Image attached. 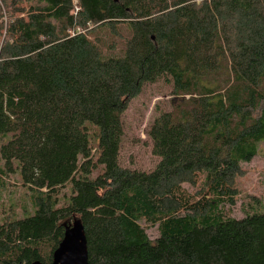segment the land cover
Segmentation results:
<instances>
[{
	"label": "trees",
	"instance_id": "1",
	"mask_svg": "<svg viewBox=\"0 0 264 264\" xmlns=\"http://www.w3.org/2000/svg\"><path fill=\"white\" fill-rule=\"evenodd\" d=\"M76 1L0 4V203L10 176L31 195L0 209V264H51L74 220L88 264H264V214L224 211L264 142V0ZM161 80L180 101L149 126L157 163L127 169L123 114Z\"/></svg>",
	"mask_w": 264,
	"mask_h": 264
},
{
	"label": "rangeland",
	"instance_id": "2",
	"mask_svg": "<svg viewBox=\"0 0 264 264\" xmlns=\"http://www.w3.org/2000/svg\"><path fill=\"white\" fill-rule=\"evenodd\" d=\"M0 4L2 0H0ZM26 3L28 0H22ZM74 11H78L77 1L72 0ZM96 27H94L95 31ZM119 36H114V34ZM95 36L100 39L101 49L105 55H118L121 53L123 41L128 37L126 29L117 25L113 30L95 31ZM112 42H115L112 45ZM114 48V50H110ZM180 100L173 95L171 86L161 80L154 84H147L142 89L139 96L133 99L122 117L124 136L120 150V162L123 167L130 170L143 172L151 171L157 163V159L152 153V144L147 134L149 126L154 118L162 112L171 110L172 104ZM240 174L234 178L233 188L236 192L234 205L232 207L226 203L224 211L229 210L231 218L243 219L247 214H264V142L258 144L257 154L249 163L240 166ZM6 191L2 194L0 209H6L13 205L19 217H22V209L31 208V195L23 188L15 176L5 179ZM183 190L193 200L198 199L202 192V179H197L193 186L184 185ZM62 194H68V189H62ZM141 226L146 230V235L150 241L158 237L157 227L149 228L145 223Z\"/></svg>",
	"mask_w": 264,
	"mask_h": 264
},
{
	"label": "water",
	"instance_id": "3",
	"mask_svg": "<svg viewBox=\"0 0 264 264\" xmlns=\"http://www.w3.org/2000/svg\"><path fill=\"white\" fill-rule=\"evenodd\" d=\"M51 264H88L86 239L79 220L65 227L63 239L52 254Z\"/></svg>",
	"mask_w": 264,
	"mask_h": 264
}]
</instances>
